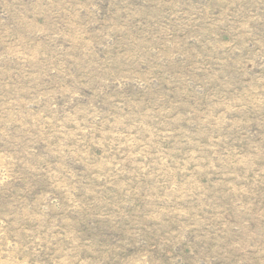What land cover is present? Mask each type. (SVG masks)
<instances>
[{
    "label": "rangeland",
    "instance_id": "1",
    "mask_svg": "<svg viewBox=\"0 0 264 264\" xmlns=\"http://www.w3.org/2000/svg\"><path fill=\"white\" fill-rule=\"evenodd\" d=\"M0 264H264V0H0Z\"/></svg>",
    "mask_w": 264,
    "mask_h": 264
}]
</instances>
